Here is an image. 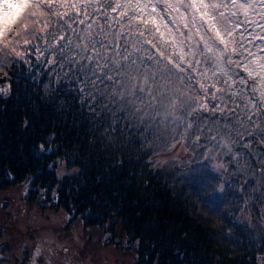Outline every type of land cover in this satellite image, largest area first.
Masks as SVG:
<instances>
[{"label":"trees","instance_id":"trees-1","mask_svg":"<svg viewBox=\"0 0 264 264\" xmlns=\"http://www.w3.org/2000/svg\"><path fill=\"white\" fill-rule=\"evenodd\" d=\"M57 12L73 15L54 4L52 15L43 13L28 22L29 34L21 35L18 47L30 52L26 60L0 52V88L7 92L0 94V209L10 205L2 197L32 177L25 200L63 210L69 221L80 219L86 227L104 230L108 242L134 253L137 264H264V232L259 229L264 221L257 219L264 212L259 171L264 168V142L257 138L242 145L234 134L229 137L232 148L241 149L238 163L229 157L240 175L226 171L224 178L236 177L238 183L225 188L235 194L222 197L219 211L210 209L189 181V174L203 163L192 159L199 150L194 136L181 137L182 128L174 135L158 121L145 125L147 131H129L121 119L115 132L102 137L103 127L115 119L100 107L107 101H96L97 116L106 121L101 127L99 120L93 123L87 98L82 107L71 91L79 86L77 76L89 72L87 64L69 73V60L62 67L46 62L62 55L59 44L65 41L56 40L61 23L80 29L74 19L61 21ZM24 40L35 48L23 45ZM63 54L72 57L74 49ZM110 110L115 114L120 106ZM25 120L27 128L21 123ZM41 142L50 143L51 151L42 153ZM179 147V155L168 156ZM57 157L75 161L69 168L81 173L58 178L56 169L47 168ZM247 180L253 183L244 192ZM241 199L249 202L247 210ZM4 231L0 223V236Z\"/></svg>","mask_w":264,"mask_h":264},{"label":"snow or ice","instance_id":"snow-or-ice-1","mask_svg":"<svg viewBox=\"0 0 264 264\" xmlns=\"http://www.w3.org/2000/svg\"><path fill=\"white\" fill-rule=\"evenodd\" d=\"M54 4L73 14L55 13L61 21L74 19L80 29L61 23L56 40L65 41L59 44L62 55L46 62L62 67L69 60V73L87 64L89 72L77 76L79 86L71 91L82 107L87 98L93 123L99 120L101 127L106 121L97 116L96 101H107L100 107L115 119L103 127L102 137L115 132L121 119L129 131H147L144 126L152 121L171 128L174 135L182 128L179 135L194 136L199 149L192 159L203 160L189 181L206 198L205 204L219 211L222 197L235 194L225 188L238 183L236 177L224 178L226 171L237 172L229 157L238 163L241 151L232 148L229 137L234 134L242 145L257 138L264 142V0H0V52L26 60L30 52L18 50L20 37L29 34V21L43 13L52 15ZM65 32L71 35L66 38ZM23 45L35 48L28 40ZM70 47L72 57L63 54ZM0 94L7 95L6 89L0 88ZM116 105L120 110L113 114L110 106ZM21 123L30 126L26 120ZM38 148L51 151L46 142ZM260 152L264 158V149ZM74 162L57 157L47 168L56 169L58 178L79 175L81 169L68 171ZM259 171L264 191V168ZM32 182L25 177L26 187ZM252 183L245 181L241 190L247 192ZM240 202L247 210L249 202ZM257 219L264 221V212ZM259 229L264 232V222ZM43 251L37 244L27 264H37ZM44 261L51 264L48 257ZM19 264H26L25 259Z\"/></svg>","mask_w":264,"mask_h":264},{"label":"rangeland","instance_id":"rangeland-1","mask_svg":"<svg viewBox=\"0 0 264 264\" xmlns=\"http://www.w3.org/2000/svg\"><path fill=\"white\" fill-rule=\"evenodd\" d=\"M181 150L179 147L167 154L173 157ZM71 169L75 168H68L69 173ZM27 190L26 186L14 188L2 197L10 206L1 209L4 224L0 223L6 231L0 236L3 258L0 264H19L20 258L27 264L25 251L31 256L37 244L44 249L37 264H45L44 257H48L51 264H137L134 253L108 242L104 230L86 227L80 219L69 221V215L63 210L30 204L25 200Z\"/></svg>","mask_w":264,"mask_h":264},{"label":"flooded vegetation","instance_id":"flooded-vegetation-1","mask_svg":"<svg viewBox=\"0 0 264 264\" xmlns=\"http://www.w3.org/2000/svg\"><path fill=\"white\" fill-rule=\"evenodd\" d=\"M3 213H1V209H0V222H2L1 221V215H2ZM23 255V254H22ZM2 261H3V258H2V255L0 254V263H2Z\"/></svg>","mask_w":264,"mask_h":264}]
</instances>
